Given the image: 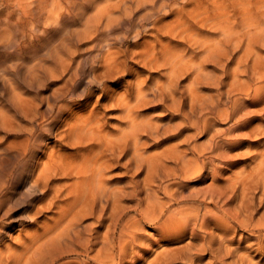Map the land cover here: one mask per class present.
Listing matches in <instances>:
<instances>
[{"label":"bare ground","instance_id":"1","mask_svg":"<svg viewBox=\"0 0 264 264\" xmlns=\"http://www.w3.org/2000/svg\"><path fill=\"white\" fill-rule=\"evenodd\" d=\"M187 1L193 2L121 0L120 13L132 10L126 5L129 2L135 4V11L149 8L154 14L172 12L181 4L176 11L180 12L179 18ZM210 4L212 9H195L193 19L184 22L180 17L165 33L156 30L158 34L151 44L134 56L132 52L144 68L160 69L165 82L148 87L138 80L135 95L131 92L133 84L127 83L119 98L110 95L102 99L118 109L116 133L105 130L103 114L96 107L90 109L88 103L79 109L81 113L65 119L66 138L77 145L76 154L52 152L43 160L39 157L42 146L38 144L16 155L14 164L19 161L20 169L29 173L28 191L44 188L47 192L43 196H52L49 203L40 200L35 205V216L51 207L56 209L41 224L29 216L31 227L24 238L19 236L7 253L0 249V264H140L141 258L153 254L158 247L147 246V225L154 230L151 239L156 236L161 240L159 244L166 246L150 264L176 261L181 255L189 258H181L187 264H204V253L210 254L208 264H253L249 252L262 251L264 246V153L258 154L259 161L250 170L247 166L234 176L228 173L224 187L217 183L232 167L229 150L234 148L233 140L243 144L245 137L247 140L263 133L258 125L245 135L235 134L243 129V123L251 125L264 117L250 109L264 105V58L253 49L264 44V14L257 21L246 9L245 16L235 21L230 5L226 10L217 1ZM118 21L109 16L101 29L102 22L96 26L89 20L84 32L77 35V41L92 38L91 50L95 52L88 88L84 95L78 94L83 79L80 65L66 64L65 59L62 67L68 72V81L60 89V96L68 98L69 103L59 108L58 117L63 118L71 104L80 99L90 102L93 86L108 91L105 82L115 79L126 63L121 61L126 53L124 42L139 38L140 32L133 27L148 23L145 15L136 25L130 21V28L122 36L111 35ZM166 38L179 43L171 46L170 42L164 43ZM184 44L188 50L182 47ZM73 48L69 46L70 51ZM185 76L191 78L187 94L180 91L181 78ZM205 86L216 93L201 94ZM159 111L163 113L160 116L149 114ZM226 125L227 129L221 130ZM184 131L192 133L181 139ZM200 135L208 137L207 143H197ZM169 141L178 142L165 146ZM153 147L157 150L150 153ZM123 158L132 180L122 188H113L107 175ZM14 164L0 167V241L12 227L4 224V219L17 203L11 197L16 179V173L12 174ZM144 172L142 180L133 179ZM209 179V185L199 189L193 186L188 191L191 181L203 186ZM252 188L253 192L261 190L258 207L262 205L263 215L257 221L255 210L245 203ZM239 197L241 206L236 208L233 203ZM128 199L137 200L136 216L129 215L124 205ZM186 239L190 240L188 244L167 249ZM236 255L238 261L229 263L228 259Z\"/></svg>","mask_w":264,"mask_h":264},{"label":"rangeland","instance_id":"2","mask_svg":"<svg viewBox=\"0 0 264 264\" xmlns=\"http://www.w3.org/2000/svg\"><path fill=\"white\" fill-rule=\"evenodd\" d=\"M212 1L225 5L226 10L228 9L227 6L230 5L229 10L232 12L231 16L235 21L241 16H245L244 10L246 9L250 11L251 17L257 19V21L260 19L259 16L264 14V0H193V2H186L183 15L180 17L186 22L189 18H192L191 14L195 9L200 7L212 9L213 6L210 4ZM120 3L121 0H0V167L7 168L12 162L14 164L18 153L24 154L28 148L38 144L42 146L39 157L43 160L48 159L52 152L67 154L68 156L76 154L77 145L66 138L68 127L65 119L71 115L81 113L79 109L83 106L87 107L89 103L90 109L96 107L97 111L103 114L105 130L116 133V130L119 129L118 109L109 107L107 101L102 99L110 97V95H113V98H119L125 92L124 86L127 83L133 84L131 92L135 95L138 80L145 82L148 87H152L159 81L165 82L164 74L160 69L144 68V64L139 57L133 56L141 52L143 46L153 42V36L158 34L156 30L165 33L170 29L169 26L174 24L177 19L179 20L180 12L176 11L181 4L172 12L162 10L159 12L160 14H154L149 11V8L135 11L136 7L133 2L126 4L132 8L131 11L125 10L120 13L122 7ZM174 4H178V2H174ZM231 5L235 7V11ZM145 15H147L148 23L143 27L138 25L133 27V30L140 32V37L134 40L128 39L124 42L126 53L125 58H121V61L126 60V63L123 67H120L121 72L118 73L115 79H109L105 82L104 86L108 91L103 92L93 86L90 92L92 91L94 95L90 102H84L83 99H80L79 102L71 104L70 110L63 118L58 117L59 108L69 103L68 98L65 99V97L60 96V89L68 81V72L62 67L65 64V59L67 60L66 64L74 67L80 65L83 79L78 94L84 95L88 88L87 77L92 65L91 58L95 55V52L91 50L92 38L88 37L77 41V35L84 32L89 20H92L96 26L102 22L101 29H104L107 17L119 18V21L112 27L111 35L122 36L130 28V21L135 22L134 25H136ZM196 17L197 15L194 18ZM133 33L135 35L136 32L133 31ZM169 42L171 46H175L179 43V40L164 39V43ZM135 44H138V46L136 47ZM70 45H74L72 51L69 49ZM182 47L188 50L187 44L182 45ZM157 49H160V47L157 46ZM253 49L264 58L263 42L253 46ZM211 70L212 68L209 67L208 71ZM190 80L189 76L181 78V92L185 91L184 93L187 94L186 91L191 85ZM200 92L203 95L216 93L214 89L206 86ZM184 106H187V101ZM263 106L258 105L250 107V109L258 110L264 114ZM87 113H89V110ZM149 114L160 116L163 113L159 111V113ZM258 125L263 130L261 136L253 137V135L247 140L245 137L243 144H238L240 141L236 138L233 140L234 148L229 150L231 157L229 163L232 164V167L227 169V172L223 175V180H220L217 186H225L228 173L234 176L240 173V169L244 171L243 168L247 166L250 170L249 167L259 161L258 154L263 156L264 117L263 121L257 119L251 125L246 126L243 123V129H239L235 134L245 135L252 132V129ZM227 127L228 125L220 128L225 130ZM120 128L123 129L124 127ZM191 133V131H184L181 139ZM207 141L208 137L206 136L202 137L200 135L197 137L198 144H205ZM176 142L178 141H169L165 143V146ZM156 150V147H153L149 149V152L153 153ZM124 163L125 159L123 158L120 160L119 165L108 173L109 186L122 188L132 180V174H127ZM41 167L39 166L40 169ZM12 172V174L16 173V179L13 178L11 197L17 203L6 220L4 219V224L12 226L6 231V237L0 241V249L3 248L4 253H7V248L11 247L19 236L24 238L26 230L31 227L29 216H33L37 223L41 224L46 219L51 218L56 209L51 207L49 210H45L44 213L35 216L37 210L35 205L40 200L44 204L49 203L52 196L49 193L43 196L47 192V189L44 188L37 192L28 191V184L31 182L29 173L23 167L20 169L19 161L14 164ZM243 175L245 174L243 173ZM247 175L248 172L245 176ZM144 176L145 172L140 177H134L133 179L142 180ZM63 183L58 182L57 184ZM210 183L211 179L203 186L199 185L198 181H191L188 191L193 186L199 189ZM254 188L250 191L252 195L248 196L245 203L247 202V205L255 210L254 219L257 221L262 217L263 209L262 205L258 207L259 202H261V190L259 191L256 188V191L253 192ZM240 199L239 197L233 203V205H237L236 208L241 206ZM136 204V199H128L124 202V205L129 208L127 210L129 215L136 216L134 208ZM144 233L149 238L147 246L158 245L154 248L156 252L148 257L141 258L140 264H150L156 259L159 252L166 249V246L159 244L161 240L156 236H154V241L151 239L154 230L148 225ZM189 242V239H186L185 242L178 241V243L167 246V249H176ZM249 253L252 254L253 264H264V246L262 251L256 252L253 249ZM184 257L186 256L181 255L178 256L179 259H176V261L160 262L158 264H187L181 260ZM186 259L189 258L186 257ZM209 260L210 254L204 253V264H208ZM237 261V255L228 259L229 263H236Z\"/></svg>","mask_w":264,"mask_h":264}]
</instances>
